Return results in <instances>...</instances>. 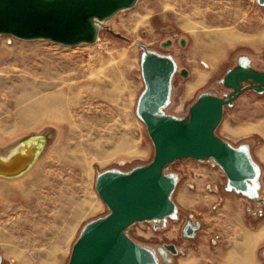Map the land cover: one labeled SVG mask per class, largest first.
<instances>
[{
	"label": "rangeland",
	"instance_id": "374dc122",
	"mask_svg": "<svg viewBox=\"0 0 264 264\" xmlns=\"http://www.w3.org/2000/svg\"><path fill=\"white\" fill-rule=\"evenodd\" d=\"M138 43L175 60L162 112L187 121L204 95L229 97L228 71L264 73V4L138 0L105 20L96 42L76 45L0 34V135L5 136L0 144L35 134L45 142L25 174L0 178L8 184L0 187L2 264H22L19 258L39 264L49 251L57 264H68L84 226L111 211L97 192L98 176L130 173L154 160L155 144L137 111L145 89L144 49ZM62 84L73 90L60 100ZM2 131L17 134L12 138ZM216 134L248 150L259 169L252 182L258 195L230 188L212 157L169 163L165 173L177 179L173 215L126 230L151 248L160 264H231L240 246L250 249L251 264H264V234L256 239L264 225V91L248 89L226 105ZM86 207L87 216L76 214ZM189 224L197 227L191 236Z\"/></svg>",
	"mask_w": 264,
	"mask_h": 264
},
{
	"label": "water",
	"instance_id": "95a60500",
	"mask_svg": "<svg viewBox=\"0 0 264 264\" xmlns=\"http://www.w3.org/2000/svg\"><path fill=\"white\" fill-rule=\"evenodd\" d=\"M138 0H0V34L23 39H50L66 45L95 42L99 30L94 18L107 20ZM264 4V0H259ZM121 36L120 33H115ZM171 42V41H169ZM168 42V43H169ZM144 49L142 73L145 89L138 101V115L146 123L156 155L145 166L130 173L105 171L98 176L96 189L111 211L88 222L73 245L68 264H160L155 252L135 241L127 228L136 222L163 219L173 215L171 198L177 185L166 166L181 158L203 160L212 157L228 176V186L257 196L252 185L259 169L246 148H235L216 134L224 108L244 91H264V73L236 68L227 72L224 84L232 88L228 98L206 94L194 103L187 121L165 115L172 78L177 64L172 56ZM167 45V44H165ZM181 74L188 76L183 68ZM249 81L246 86L243 82ZM12 178L11 176H0ZM15 177V176H14ZM197 227L186 228L191 236ZM173 252L174 244L165 243ZM3 257L0 254V264Z\"/></svg>",
	"mask_w": 264,
	"mask_h": 264
},
{
	"label": "bare ground",
	"instance_id": "6f19581e",
	"mask_svg": "<svg viewBox=\"0 0 264 264\" xmlns=\"http://www.w3.org/2000/svg\"><path fill=\"white\" fill-rule=\"evenodd\" d=\"M94 22L100 31L105 20L94 18ZM98 38L99 34L97 40ZM70 75H67L64 80L70 78ZM63 82L64 81L60 83ZM57 85L59 86V83ZM72 90L73 88H70V85L62 84L61 89L58 91L57 98L60 100L65 99L66 96L68 97L72 94ZM44 143V137L41 134H35L29 137L27 140L22 139L17 141L15 144L9 145V147L1 148L0 176L6 175L14 177L25 173L39 157L44 147Z\"/></svg>",
	"mask_w": 264,
	"mask_h": 264
},
{
	"label": "crops",
	"instance_id": "0c3cea01",
	"mask_svg": "<svg viewBox=\"0 0 264 264\" xmlns=\"http://www.w3.org/2000/svg\"><path fill=\"white\" fill-rule=\"evenodd\" d=\"M2 132H5V131H2ZM1 134V133H0ZM5 134H6V136H8V137H15L16 136V134H17V131H13V133H6L5 132ZM0 137H5L4 136V134H3V136L2 135H0ZM22 138V137H21ZM21 138H16V139H14V140H12V141H10V142H7V143H1L0 144V149L1 148H4V147H9V145H11V144H15L17 141H19V140H21ZM23 174H25V173H23ZM23 174H21V175H23ZM21 175H19V176H21ZM19 176H15V177H19ZM0 178H5V177H0ZM1 181H0V187H4L5 186V188H7L6 186L8 185L7 184V182L6 181H3L4 179H0ZM1 182H3V183H1ZM15 185H19V184H15ZM0 192H2V190H1V188H0ZM88 210V208L86 207L85 209H83V210H81V211H79V214L78 213H76L77 215H79V216H82L81 218H83L84 216H87V215H85V214H83L84 213V211L85 210ZM75 214V216L74 217H76L77 215ZM81 226V224L79 225V227ZM79 227H78V230H79ZM83 227V226H82ZM85 227V226H84ZM81 230V229H80ZM264 234V225L263 226H261L260 227V229H259V232L257 233V235H256V239L258 240V239H260V238H262L261 236ZM244 236L246 237L247 235H245L244 234ZM7 238V237H6ZM22 244V243H21ZM51 250V249H50ZM49 254V255H48ZM48 254H44V256H43V258H42V255H40V257L42 258L41 259V262L39 263V264H57V261L55 260V254H54V251H49V253ZM233 259H232V263L231 264H251L252 263V258H251V251H250V249H248L247 251H246V248H244V247H242V246H240V247H238L234 252H233ZM239 255V256H238ZM247 255V256H246ZM37 259H39V256H38V258ZM19 260L21 261V263L22 264H24L23 263V259H21V258H19ZM18 264H20V262L18 263Z\"/></svg>",
	"mask_w": 264,
	"mask_h": 264
},
{
	"label": "flooded vegetation",
	"instance_id": "af4514ba",
	"mask_svg": "<svg viewBox=\"0 0 264 264\" xmlns=\"http://www.w3.org/2000/svg\"><path fill=\"white\" fill-rule=\"evenodd\" d=\"M249 83H250L249 81H248V82L245 81V82H243V85L246 86V85H248ZM231 89H232V88H231Z\"/></svg>",
	"mask_w": 264,
	"mask_h": 264
},
{
	"label": "built area",
	"instance_id": "2783aa9c",
	"mask_svg": "<svg viewBox=\"0 0 264 264\" xmlns=\"http://www.w3.org/2000/svg\"><path fill=\"white\" fill-rule=\"evenodd\" d=\"M208 189H211V188H208Z\"/></svg>",
	"mask_w": 264,
	"mask_h": 264
}]
</instances>
